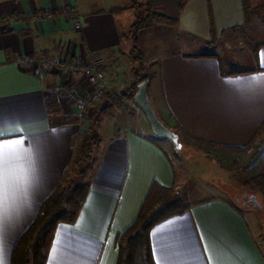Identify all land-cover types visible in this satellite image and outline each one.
<instances>
[{
    "label": "crops",
    "instance_id": "crops-1",
    "mask_svg": "<svg viewBox=\"0 0 264 264\" xmlns=\"http://www.w3.org/2000/svg\"><path fill=\"white\" fill-rule=\"evenodd\" d=\"M249 2L246 26L242 0H0L3 264H12L16 244L65 171L64 186L70 185V169L91 128L100 142L75 182L89 187L86 200L74 223L58 225L47 264H117V238L137 218L154 182L173 188L189 207L152 228L155 264H264L260 233L249 222L253 212L239 209L224 190L199 198L190 193L188 171L174 159L170 141L152 132L134 101L124 98L108 115L93 119L90 111L107 101L105 93L125 94L107 89L95 98L82 72L42 67L46 59H63L120 78L132 46L123 41L139 14L134 6L151 7L176 22L140 34L150 72L148 96L158 118L218 149L261 146L264 0ZM67 10L77 13L81 30ZM12 14L29 23L3 20ZM38 14L52 16L35 18ZM212 41L217 45L209 48ZM259 161L252 166L264 174Z\"/></svg>",
    "mask_w": 264,
    "mask_h": 264
},
{
    "label": "trees",
    "instance_id": "trees-1",
    "mask_svg": "<svg viewBox=\"0 0 264 264\" xmlns=\"http://www.w3.org/2000/svg\"><path fill=\"white\" fill-rule=\"evenodd\" d=\"M242 2L246 17L245 24L247 25L249 24L251 6L249 0H242ZM134 7L139 14L128 33V37L132 39L133 44V51L130 53V57L135 65L140 66L134 69L133 84L127 90V94L123 95L122 98L113 96L108 92L105 93V98L110 103L108 109L119 106L124 98L133 101L135 93L137 92V86L145 80H150V76L143 72L144 55L140 48L141 32L154 25H176L175 21L154 12L151 7L147 6L145 9H143V5ZM112 12L119 14L122 10L114 9ZM3 20L15 23H29V19L16 14L4 17ZM214 42L212 41L211 44ZM189 138L204 145L218 146L213 143ZM99 142V135L91 128L90 132L84 137L80 153L76 158V165L80 168L79 175L84 174L82 167L93 160L94 150ZM222 148L235 153H242L248 149L247 147L239 148L229 146H222ZM68 178L69 174L65 171L61 178V185L41 204L35 220L22 234L16 244L12 264H47L58 225L62 223L72 224L75 222L86 200L89 187L74 183L64 186ZM252 187L258 189L264 198V176L254 178ZM188 209L189 207L185 204L182 197L175 193L173 188H167L154 182L141 205L137 218L117 238V264H155L150 238L152 228L172 216L183 214Z\"/></svg>",
    "mask_w": 264,
    "mask_h": 264
},
{
    "label": "rangeland",
    "instance_id": "rangeland-1",
    "mask_svg": "<svg viewBox=\"0 0 264 264\" xmlns=\"http://www.w3.org/2000/svg\"><path fill=\"white\" fill-rule=\"evenodd\" d=\"M72 12L75 11L71 10L68 16H73L74 14L77 15V13ZM262 18L264 19V17ZM248 25L249 24H247L246 26ZM128 40L124 39L123 42H130V45H133L132 39L130 37H128ZM216 45L217 41L209 45V48H212ZM242 45L243 43L241 44V46ZM132 51L133 49L131 46L128 51L129 53L126 54V57H129V61L126 60L123 63L121 67L122 73L120 78L115 79L113 74L102 71L106 74L109 89L114 92L127 94L129 85L133 84L134 69L137 67L139 68L140 65H135L132 62L130 57V53ZM46 61H51V59H46ZM61 61L64 60L61 59ZM147 65L148 64L146 63L144 58V74L146 73L145 67H148ZM146 74H150V72ZM105 104L108 105L110 103H108V100H105L104 102H100L98 105L93 106L92 110L90 111L91 117L93 119L109 114L106 112L109 111V106L105 107ZM99 108H103V110L106 112L105 115L104 112H99L97 110ZM124 109L127 110L128 107ZM83 110L85 109L83 108ZM84 115L87 116L86 110L84 111ZM169 129L175 132L180 138L181 147L179 149H176L173 143L170 142L171 153L174 156V159L176 158L177 160H179L178 162L182 163L184 172L188 171V173L185 174V181L187 182L186 189L189 190L192 194H197L198 198L210 197L213 194H218L221 192V190H224L227 194V197H229V199L233 203H235L239 209H250L253 213L249 216V222L251 223L252 229L260 233L258 240L261 248L264 251V198L262 197L258 189L252 187V181L254 178L264 176V174H261L259 170L254 167L256 165L252 166L253 164H255L257 159L260 160L259 162H264V145L260 146L257 142L255 145H252L250 148H248L245 152L235 153L225 148L218 149L215 147H209L201 143H197L190 140L188 137H185L174 127H169ZM207 153L210 154V156H208L210 157L212 162H210L206 158ZM253 156L255 157V160ZM88 164L82 167L84 174ZM251 166L252 168H250ZM247 169L250 170L247 171ZM79 170L80 168L77 167L75 159L70 169V177L74 180H71V183L76 184L80 176H82L78 174ZM245 196H247L246 199ZM252 197H255L258 203L262 206V210L254 209L253 205L247 202V200L251 199Z\"/></svg>",
    "mask_w": 264,
    "mask_h": 264
},
{
    "label": "water",
    "instance_id": "water-1",
    "mask_svg": "<svg viewBox=\"0 0 264 264\" xmlns=\"http://www.w3.org/2000/svg\"><path fill=\"white\" fill-rule=\"evenodd\" d=\"M149 85V80L141 82L137 86V92L135 93L133 101L147 118L148 122L150 123L152 132L157 137L170 141L171 143H173L176 149H179L181 147L179 136L162 123L151 105L148 96ZM249 203L253 205L254 209L262 210V206L258 203L255 197H252Z\"/></svg>",
    "mask_w": 264,
    "mask_h": 264
},
{
    "label": "built area",
    "instance_id": "built-area-1",
    "mask_svg": "<svg viewBox=\"0 0 264 264\" xmlns=\"http://www.w3.org/2000/svg\"><path fill=\"white\" fill-rule=\"evenodd\" d=\"M71 10H67L64 12V14L66 16H68V14L70 13ZM75 13V12H72ZM52 16L51 14H38L35 16V18L38 19H42V18H47ZM72 17V19L75 22V28L77 30H81L82 29V23L79 21V17L78 15H73L70 16ZM42 67L45 69H53V68H59L63 71H68V72H82L90 81V83L93 85L94 87V97L97 98L99 95H101L103 92H105L107 89H109V85L107 82V77L106 74L93 68V67H89V66H85V65H80L78 63L75 62H71V61H61L59 59L56 60H51V61H43L42 62ZM81 108L84 107V104L82 103L80 105Z\"/></svg>",
    "mask_w": 264,
    "mask_h": 264
},
{
    "label": "flooded vegetation",
    "instance_id": "flooded-vegetation-1",
    "mask_svg": "<svg viewBox=\"0 0 264 264\" xmlns=\"http://www.w3.org/2000/svg\"><path fill=\"white\" fill-rule=\"evenodd\" d=\"M247 198V196H245V199ZM247 202L249 203L250 202V199L249 200H247Z\"/></svg>",
    "mask_w": 264,
    "mask_h": 264
},
{
    "label": "snow or ice",
    "instance_id": "snow-or-ice-1",
    "mask_svg": "<svg viewBox=\"0 0 264 264\" xmlns=\"http://www.w3.org/2000/svg\"><path fill=\"white\" fill-rule=\"evenodd\" d=\"M0 264H3V261H2V259H0Z\"/></svg>",
    "mask_w": 264,
    "mask_h": 264
}]
</instances>
